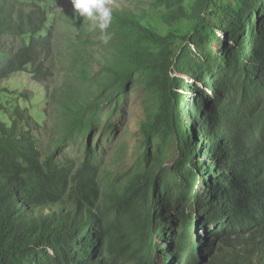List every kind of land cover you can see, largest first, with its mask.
Wrapping results in <instances>:
<instances>
[{"label": "trees", "instance_id": "16d2710c", "mask_svg": "<svg viewBox=\"0 0 264 264\" xmlns=\"http://www.w3.org/2000/svg\"><path fill=\"white\" fill-rule=\"evenodd\" d=\"M147 1L111 9L104 43L63 0H0V38L29 40L0 83L31 75L56 119L0 101V264H264V0ZM180 21L192 31L157 28ZM137 87L142 157L114 173L101 139Z\"/></svg>", "mask_w": 264, "mask_h": 264}, {"label": "rangeland", "instance_id": "374dc122", "mask_svg": "<svg viewBox=\"0 0 264 264\" xmlns=\"http://www.w3.org/2000/svg\"><path fill=\"white\" fill-rule=\"evenodd\" d=\"M63 8L73 7L71 0H63ZM110 9L125 7H138L142 8L145 12L149 13L150 3L147 0H111V3L108 5ZM152 12H156L152 10ZM153 16V15H152ZM159 32L162 34H176V35H186L193 29V23L188 21H180L174 24L171 27H160L157 26ZM29 40L15 37L11 35L4 36L0 38V65L11 56V54L16 53L20 48L27 45ZM184 75V74H183ZM63 81L62 77H59L56 81V85H61ZM190 81V80H188ZM201 84H199V87ZM3 91L16 92L15 96L19 97L21 95H29V99L19 97V99L12 100L11 97ZM179 92V91H178ZM192 93L189 94V97ZM0 98L2 104L9 108L14 102L16 105H20L22 108H28L30 115L33 119L39 123H48L50 126V132L53 129L55 123V118L52 116L54 112V105L46 104L45 99V89L44 86L35 82L31 75L27 73L15 74L9 79L0 83ZM191 98L188 103H191ZM149 102L147 101L146 95L142 88L137 87L131 94L130 100L125 103V110L118 113L116 116H113L111 121L112 125L114 123V139L113 146L104 142L105 138L101 139L102 144L105 145V153L107 155V164H111L115 159V152L121 151L120 160L112 164V171L114 173H125L130 170L133 166L134 161L142 155V150L140 149V126L147 119V110L146 105ZM4 109L6 110V108ZM12 111V110H11ZM48 117H47V114ZM8 116L9 112H2ZM43 133V131L41 132ZM41 143L44 144V148L49 143V137L46 135L39 136ZM93 143V142H92ZM72 146V145H70ZM70 153L77 152L79 149L77 147L69 148ZM175 149L172 147L170 151L171 158L167 161V165H172L173 159L175 158ZM155 262L158 264H164L163 261L158 257L155 259Z\"/></svg>", "mask_w": 264, "mask_h": 264}, {"label": "clouds", "instance_id": "9594fccd", "mask_svg": "<svg viewBox=\"0 0 264 264\" xmlns=\"http://www.w3.org/2000/svg\"><path fill=\"white\" fill-rule=\"evenodd\" d=\"M111 3V0H71V4L74 8V11L77 12L81 17L87 18L88 20H91L94 24H96L99 29L101 30V35L99 37V39L104 42L107 43L110 39V33L107 32V29L109 28L110 22H111V18H112V13H111V9L109 8V4ZM264 6V3H263ZM219 38H223V35L221 32H219ZM191 50L196 53V48L194 45H191ZM178 78L181 81H185L187 82L189 85H193L194 79L188 75H183V74H179L177 75ZM190 80V81H188ZM201 84V83H199ZM198 84V87H199ZM199 88H202L205 90V92L209 95H211V89L209 88V86H203L201 84V86ZM178 93L179 95H184L186 96V101H189V99L191 98V103H193V97L195 96L193 92L191 91H186L185 89L179 88L178 89ZM192 93V95L189 97V94ZM130 100V99H129ZM190 106L191 104L188 103ZM193 121V118H187L186 120V124L188 126V123L190 122V120ZM196 135H197V127H196ZM198 137V135H197ZM142 155L139 156L133 163V166L130 170H135L138 167V163L141 159ZM198 159V158H197ZM198 161H201V159H198ZM128 170V171H130ZM126 171V172H128ZM123 174V173H121ZM200 186V183L197 181V185L195 190L198 191V187ZM195 204L199 205L200 203H198V200L195 199ZM203 229V228H202ZM200 229L196 230V233L198 235V231ZM203 235V233H201ZM159 241H156V244H158ZM201 258L206 257L203 254L199 255Z\"/></svg>", "mask_w": 264, "mask_h": 264}, {"label": "bare ground", "instance_id": "6f19581e", "mask_svg": "<svg viewBox=\"0 0 264 264\" xmlns=\"http://www.w3.org/2000/svg\"><path fill=\"white\" fill-rule=\"evenodd\" d=\"M194 7V6H193ZM217 44V43H216ZM212 171V170H211ZM208 175V174H207ZM222 201V200H221ZM220 206V205H219ZM218 207V206H217ZM218 209V208H217ZM215 222V221H214ZM213 225H215V224H213ZM219 225V224H218ZM219 228H220V226H219ZM212 229V228H211ZM216 230V229H215Z\"/></svg>", "mask_w": 264, "mask_h": 264}]
</instances>
